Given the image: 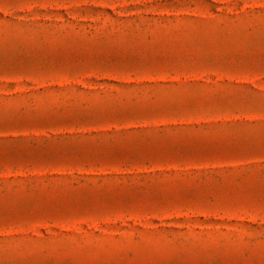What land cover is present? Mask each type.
I'll use <instances>...</instances> for the list:
<instances>
[{"label": "rangeland", "instance_id": "rangeland-1", "mask_svg": "<svg viewBox=\"0 0 264 264\" xmlns=\"http://www.w3.org/2000/svg\"><path fill=\"white\" fill-rule=\"evenodd\" d=\"M0 264H264V0H0Z\"/></svg>", "mask_w": 264, "mask_h": 264}]
</instances>
